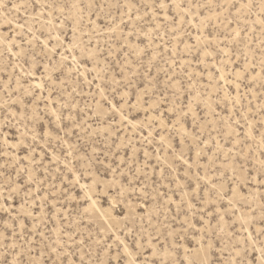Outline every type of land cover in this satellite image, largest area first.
<instances>
[{"label": "snow or ice", "instance_id": "snow-or-ice-1", "mask_svg": "<svg viewBox=\"0 0 264 264\" xmlns=\"http://www.w3.org/2000/svg\"><path fill=\"white\" fill-rule=\"evenodd\" d=\"M21 10L32 23L28 16L23 23L11 17V11ZM0 11L5 13L0 28L20 29L0 38V45L7 40L4 52L10 57L0 64V129L15 126L19 133L14 144L4 133L6 147H0V156L6 157L0 163V264H264V0H0ZM53 30H58L55 35ZM53 39L56 43L50 46ZM205 75L207 83L202 82ZM137 77L144 79L143 86ZM85 84L96 89L88 93L97 106L94 116L107 127L102 136L82 128L100 138L87 146L91 153L82 146L77 157L59 132L67 136L81 128L73 112L79 108L75 97L82 95L78 89ZM201 105L214 118L207 140L199 134L203 127L197 131ZM137 108L146 113L143 121L129 118ZM217 109L226 111L227 118ZM49 115L58 124L72 122V129L66 131L64 125L53 136L41 124L36 131ZM189 115L192 132L184 129L182 134L198 141L190 147L196 159L190 162L183 152L176 158L191 169L212 152L209 164L220 159L230 169L219 172V184L207 172H197L192 192L184 191L174 201L155 187V180L148 191L150 153L144 152L141 167L131 137L125 143L112 135L130 128L151 143L157 122L183 128ZM213 131L231 147L225 150L217 139L212 151ZM156 135L164 143V136ZM253 146L259 155L255 174L241 162L248 160ZM77 159L86 161L83 171ZM95 165L103 167L93 170ZM101 198L107 208L100 205ZM79 199L87 204L83 214ZM72 201L77 203L70 209ZM197 214L199 228L192 222ZM229 215L240 228L228 233L227 247H219L213 237L224 233ZM81 225L88 228L87 235L77 230ZM189 229L202 233L195 246L179 243L188 239ZM216 251L219 256L213 260Z\"/></svg>", "mask_w": 264, "mask_h": 264}, {"label": "rangeland", "instance_id": "rangeland-1", "mask_svg": "<svg viewBox=\"0 0 264 264\" xmlns=\"http://www.w3.org/2000/svg\"><path fill=\"white\" fill-rule=\"evenodd\" d=\"M7 2L9 4L11 3H15V2H19V0H7ZM31 12V9H29V13ZM29 13H25L22 10L17 13L16 11H11V17H16L17 19L20 20L21 23H23L24 17L28 16L29 18V23H32L31 21V17L29 16ZM5 13L3 11H0V22L3 21V17H4ZM36 28H39L40 25L36 24L35 25ZM16 31H20V29H17L15 27V25H13V30L12 31H5L3 28H0V38H7L9 36H14V33ZM56 31L58 30H53V35L56 34ZM63 31H67L66 29H63ZM46 34V33H45ZM193 34L195 35V32H193ZM36 35L40 36L39 32H36ZM256 35H259V33H256ZM69 38H70V33H69ZM15 39L17 40V42H19L20 37H15ZM44 39V36H41V40ZM62 40H64L65 44H67V39H65V37H61ZM56 41L53 39L51 41H49L50 46L52 44H55ZM7 45V40L5 39L4 43L2 45H0V53L4 54L5 59L0 60V64L2 63H7V60L10 57H7V53L4 52V48H6ZM183 47V46H181ZM37 51H39V48H37ZM57 59H59V57H57ZM70 62V61H69ZM163 66V65H162ZM196 65L195 63H193V68H195ZM204 67V66H201ZM42 71V69L37 70V77H39L40 72ZM81 71H84V66H81ZM143 71V70H141ZM258 71V69H257ZM59 74V73H57ZM75 74H73L74 76ZM153 75H155V70H153ZM161 79H163V73L160 74ZM137 80L140 81V84L138 86H143L144 85V79L142 77H137ZM182 79H186L184 77H182ZM2 82V81H0ZM37 81H33V83H36ZM202 82L203 83H207V76L205 75L202 78ZM95 83V82H94ZM69 85L72 86V81L69 80ZM155 86V85H154ZM162 87V85H161ZM135 90V87L134 89ZM243 90V89H242ZM78 91L82 92V95L75 97L76 101H78L79 103V108L74 110L73 112V116L74 119H79L82 122V126L81 128H74L72 129V122L70 121H63V124H58L57 121L55 120V117L49 115L47 117L42 118L41 122L39 124L36 125V131H40V126L42 124L43 126V131L44 132H50L53 136L56 135V132L59 131V128L67 125L66 131L68 129H72V133L65 136V132H59V135L61 137H63L64 139H66L68 141V143H70L73 146V152L74 154L78 157L80 155H82V146L83 147H87L88 145H91L92 141L99 139L100 137H98L97 135H88V133L84 132L82 130V128L87 127L88 128V132H100L101 136L103 135V128L107 127L106 124H100L96 122L94 113L97 112V106L95 105V101L93 99V96L88 95L89 91L95 93L96 89L92 88L89 89L88 86L82 85ZM209 91H214V89H209ZM259 92V90L257 89V93ZM45 95H47V93H45ZM26 100L31 99L30 97H25ZM96 100H99L100 97L99 95L95 96ZM119 99V98H117ZM169 99H172L171 96H169ZM132 102L134 103L135 100L133 98ZM44 103L45 101H42L40 103V108L43 109L44 107ZM103 103V102H102ZM255 103V101H254ZM87 105V107H86ZM58 107V106H57ZM221 108H223V105H221ZM89 109H91V111H89ZM217 111L220 112V115L222 117L227 118V112L226 111H221V109H217ZM100 112H103V110L100 109ZM67 114V110H65V115ZM146 113L137 108V109H133L130 111V119L132 117H136L138 121H143L144 117H145ZM169 114L165 113V117H167ZM214 118L212 117V115L206 114L205 110L203 108V105H201V109L199 111L198 114V122H197V131L199 132L200 127L204 128V131L202 133H199L201 135V137L205 140L208 139V129L210 127H213V125L211 123H209L210 121H212ZM165 123H167V120L165 121ZM113 127H119V124H115L113 125ZM215 127H220L219 124H216ZM192 128H193V121H192V116L189 115L186 118L185 123L183 124V128H180L179 125H177V128H172L171 124H168L167 127H161L159 126V123L157 122V128L156 130L153 132V137L154 139L152 140L151 143H148L146 141H142V133L139 130L133 131L130 128H122L121 131L119 133H113L112 135V139H115V137L117 135H119L120 137H122L124 139V142L127 143L128 137H131V142L133 144H136L139 151L137 153V156L140 160V166L143 167V164L145 163V159H144V152L148 151L150 153V156L148 158V164L149 167L146 169V171L148 172V184H149V188L148 191L152 192V187H153V180H155L157 183L155 185V187L159 188L160 192H167L168 193V198H170L171 200L174 201H179L181 198V194L184 191H187L189 193L192 192V189L195 187V183H196V173L199 172L200 176H203L205 172L208 173V177L212 182H215L217 184L220 183V179H219V172L224 170L225 168H229L230 169V165H226V166H222L220 164V159H215L211 164H209V159L208 157L212 155V152H207V150H205L207 152L206 155L202 156L199 160V166L196 163H193V166L191 169H186L185 165L178 160L176 157L183 152L184 153V158L189 159L190 162L192 160H195V152L190 150V147L195 145L196 143H198V141H194L191 139V136L185 137L182 133L184 129H187L189 133L192 132ZM179 129V131L177 130ZM223 131V129H221V132ZM159 132L164 136V143H160V136L156 135V133ZM6 133L9 144H14L15 143V137H17L19 135V133L16 130V127L13 126L11 128L8 129H0V147H6L3 144V134ZM77 136L80 137V139H77ZM219 139L221 144L223 145V148L226 150L228 148L231 147V144H225L224 140L225 137H223V135H217V132L213 131L212 132V140L209 144V148L212 149V151H216L214 148L215 145V141ZM258 139V137H257ZM184 141V143H181V141ZM111 141H107L106 143H110ZM117 143H120V141H117ZM53 144H56V141L53 140ZM104 144H99L97 145V147H103ZM200 148L203 149L204 146L200 145ZM87 151L89 153H91L92 148L91 147H87ZM49 152H51V149H49ZM60 149L57 148V153L59 154ZM245 152H248L247 149H245ZM131 154V153H130ZM121 155H123V150H121ZM157 155H159L160 159L157 160L156 157ZM6 157H2L0 156V163L3 162V159H5ZM222 159V157H221ZM258 159H259V155L258 152L256 151V147L253 146L252 149V153H249V157L247 161H241L242 163H248L250 167H253V174H255V168L258 167ZM117 162H119V160H117ZM63 161L61 162V166H62ZM76 166L78 168H80L81 171H83L84 169L81 167L82 164L86 163V161H82L80 159L76 160ZM95 167H103V165H95L93 166V170ZM163 168L164 169V175L163 178L160 175V169ZM213 169H215V172L213 171ZM59 175V174H58ZM68 176L71 177V173H68ZM111 177L109 176V179ZM90 182L91 178L88 177L87 178ZM65 183H67V181H65ZM201 183H203V181H201ZM57 184L59 185V181H57ZM189 185H191V187H188ZM256 187L257 186H253V193L256 194ZM76 191L79 192V188H76ZM82 195V194H81ZM185 199H189V197H184ZM79 212L81 214H83V209L84 207H87V204L85 203V201L83 199H79ZM77 203V201H72L69 204V208L71 209L73 205H75ZM100 205L107 208V204L105 203V199L101 198V200L99 201ZM150 206V205H149ZM201 207H203V205H201ZM255 207L257 209L256 215L257 217L259 216V201L257 200ZM117 211H119V209H117ZM175 211L174 207H173V212ZM172 213H169V216L171 217ZM236 216H239V213L236 214ZM236 217H231L226 216L225 219L228 220V224L225 225V229H224V233H221L220 236H214L213 240L214 243L218 244L219 247H227V241L229 240V235L228 233L232 232L233 230H236L238 232L240 225L239 223H235L234 225L232 224V220H234ZM181 220H183V215H181L180 217ZM200 221V215L197 214L195 216V218L192 220V222L194 224H196V227L199 228L201 225L199 223ZM65 223H68L67 221H65ZM96 223H102L101 221L98 220V218H96ZM169 223H172L174 227H176L177 229L180 228V224L179 223H175L172 222L171 220H169ZM83 224H88L87 219H84ZM51 227V225H50ZM75 227V225L73 226ZM90 227L92 228V232L93 235H95V229H96V224H92L90 225ZM79 232L83 233L84 235L88 234V228L84 227L83 225H81L78 229ZM212 231H215V221H213V228ZM254 231V230H253ZM185 235L188 237V239L185 240H181L179 243L181 245H185V244H190L192 246L196 245V242L199 240L200 236L202 235V233L197 232L196 229H189V231L187 233H185ZM233 243L235 242V239L233 238ZM180 252V257L182 258L184 255L183 252V247H181L179 249ZM227 254V253H225ZM194 255V254H193ZM251 255V254H250ZM219 256V252L216 251L215 255H213L211 257V259L215 260L217 257ZM250 258V256H249Z\"/></svg>", "mask_w": 264, "mask_h": 264}, {"label": "bare ground", "instance_id": "bare-ground-1", "mask_svg": "<svg viewBox=\"0 0 264 264\" xmlns=\"http://www.w3.org/2000/svg\"><path fill=\"white\" fill-rule=\"evenodd\" d=\"M101 110H103V109H101Z\"/></svg>", "mask_w": 264, "mask_h": 264}]
</instances>
